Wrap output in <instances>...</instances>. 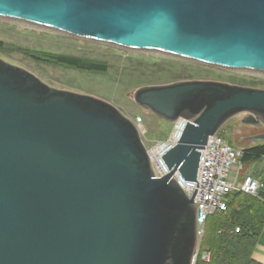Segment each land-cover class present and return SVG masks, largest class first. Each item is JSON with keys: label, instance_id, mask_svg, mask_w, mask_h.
Segmentation results:
<instances>
[{"label": "water", "instance_id": "95a60500", "mask_svg": "<svg viewBox=\"0 0 264 264\" xmlns=\"http://www.w3.org/2000/svg\"><path fill=\"white\" fill-rule=\"evenodd\" d=\"M0 18L227 70L264 72V0H0ZM167 122L191 119L156 178L133 120L0 55V264H193L202 149L231 118L260 132L264 88L182 80L136 90Z\"/></svg>", "mask_w": 264, "mask_h": 264}, {"label": "rangeland", "instance_id": "374dc122", "mask_svg": "<svg viewBox=\"0 0 264 264\" xmlns=\"http://www.w3.org/2000/svg\"><path fill=\"white\" fill-rule=\"evenodd\" d=\"M0 40L5 44L0 50L4 59L32 71L49 85L102 98L133 121L142 118L147 129V140L151 142L166 138L173 123L136 103L134 94L140 87L200 79L264 88V83H261L264 74L257 72L227 70L171 57L154 50L125 49L57 33L22 20L0 18ZM39 52L98 60L106 62L109 68L106 72L83 71L36 59L35 54ZM246 116L247 113H241L231 118L218 133L228 142L234 141L240 146L252 144L246 140L247 137L261 129L245 124L243 120ZM252 166L246 162L241 167L240 176L246 175Z\"/></svg>", "mask_w": 264, "mask_h": 264}, {"label": "built area", "instance_id": "2783aa9c", "mask_svg": "<svg viewBox=\"0 0 264 264\" xmlns=\"http://www.w3.org/2000/svg\"><path fill=\"white\" fill-rule=\"evenodd\" d=\"M189 121L193 120L184 117L178 118L173 122L172 130L166 138L151 142L147 140V129L143 119L139 117L134 120L147 148L156 178L169 174L170 168L165 162L164 156L180 141ZM242 155L241 148L232 146L223 136L216 133L209 137L205 148L202 149L197 180H187L179 172L173 176V179L190 197L194 196L197 204L198 246L193 264H197L200 254L204 261L211 259L208 249L201 252L208 217L227 209L228 195L231 192L237 190L257 195L262 186L260 180L253 175H247L242 179L238 177V173L243 167V164L240 163Z\"/></svg>", "mask_w": 264, "mask_h": 264}, {"label": "trees", "instance_id": "16d2710c", "mask_svg": "<svg viewBox=\"0 0 264 264\" xmlns=\"http://www.w3.org/2000/svg\"><path fill=\"white\" fill-rule=\"evenodd\" d=\"M4 47V42L0 40V50ZM35 57L83 71L106 72L109 68L106 62L68 54L39 52ZM229 143L243 150L240 159L243 166L246 162L264 160V142L241 146L234 141ZM256 177L262 184L257 195L235 190L228 195L227 209L208 217L201 252L208 249L211 259L204 261L200 254L197 264H261L254 259L253 252L264 228V167Z\"/></svg>", "mask_w": 264, "mask_h": 264}, {"label": "crops", "instance_id": "0c3cea01", "mask_svg": "<svg viewBox=\"0 0 264 264\" xmlns=\"http://www.w3.org/2000/svg\"><path fill=\"white\" fill-rule=\"evenodd\" d=\"M253 166L249 170V172L244 175L243 177L240 176V171H239V178L242 179L247 175H253L256 177V174L259 173L262 168L264 167V160L262 162H255L251 163ZM253 257L256 261L260 262L261 264H264V228L262 229L258 240L256 242V246L253 252Z\"/></svg>", "mask_w": 264, "mask_h": 264}, {"label": "bare ground", "instance_id": "6f19581e", "mask_svg": "<svg viewBox=\"0 0 264 264\" xmlns=\"http://www.w3.org/2000/svg\"><path fill=\"white\" fill-rule=\"evenodd\" d=\"M240 70H242V71H249V72H257V73H260V74H264L263 71L254 70V69L243 68V69H240Z\"/></svg>", "mask_w": 264, "mask_h": 264}, {"label": "flooded vegetation", "instance_id": "af4514ba", "mask_svg": "<svg viewBox=\"0 0 264 264\" xmlns=\"http://www.w3.org/2000/svg\"><path fill=\"white\" fill-rule=\"evenodd\" d=\"M260 129H262V128H260ZM260 131H262V130H260ZM260 131H259V132H260ZM257 133H258V132H257ZM250 136H251V135H250ZM248 137H249V136H248ZM248 137H247V139H246V140H248V141H249ZM246 143H247V142H246Z\"/></svg>", "mask_w": 264, "mask_h": 264}]
</instances>
